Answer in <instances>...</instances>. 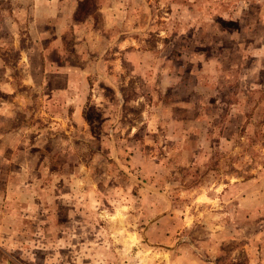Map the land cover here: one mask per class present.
<instances>
[{
	"label": "rangeland",
	"instance_id": "374dc122",
	"mask_svg": "<svg viewBox=\"0 0 264 264\" xmlns=\"http://www.w3.org/2000/svg\"><path fill=\"white\" fill-rule=\"evenodd\" d=\"M8 1L0 99L13 84L18 119L49 128L16 156L28 167L1 141L0 256L264 264V0H86L65 31ZM57 48L89 73L77 128L47 116Z\"/></svg>",
	"mask_w": 264,
	"mask_h": 264
},
{
	"label": "crops",
	"instance_id": "0c3cea01",
	"mask_svg": "<svg viewBox=\"0 0 264 264\" xmlns=\"http://www.w3.org/2000/svg\"><path fill=\"white\" fill-rule=\"evenodd\" d=\"M83 1L86 0H10L6 3H8V7L11 10L12 3L17 2L14 6L21 8L23 6L24 9H30V21L39 23L40 25L43 24H51L54 23L60 28H62L64 31L67 29L71 24L75 25L77 23H80L84 20H79L77 14L80 12V9L82 8ZM1 2V0H0ZM20 2L19 5H17ZM102 2V1H101ZM40 14V17H38L36 14ZM10 14V12H9ZM14 15L11 13L9 18V24L16 23L17 19L16 17H13ZM5 19V17H3ZM27 23L26 21H24ZM32 22H28V24H31ZM31 28V27H30ZM12 32V31H10ZM30 32V30H28ZM32 32V31H31ZM38 31L33 34L32 38L34 39H41L44 38V35H38ZM60 37V36H59ZM50 47L46 48V51H50L53 48V44L49 43ZM42 48H37L32 52L33 56H40L41 55ZM28 50L20 49L18 52V56H20V62L23 63L26 59H23V56H26L27 59H29L30 54H27ZM1 55V54H0ZM37 57V58H38ZM57 57L58 60H56L53 65L56 67L52 70L50 67V63L47 64V61H44L45 64L42 62V71L45 69H49L50 74L52 77H50L51 83H47L44 86L46 87V91L55 97L57 100L61 102L62 110L56 109V110H48V115L50 120L51 119H65L67 118L70 122H67V124H70L72 127L77 128L80 127V125H83L86 120L84 119L85 116V109L84 104L87 100V95L90 94L88 87L89 84L87 83V79L84 75L89 74L88 71L81 69H76L74 66L70 65L68 63V58L66 57L64 51L62 49L57 48ZM42 60V59H41ZM27 61V60H26ZM13 62H4L2 61L0 57V72L2 71V65L4 64V67H11ZM15 62V65L16 66ZM44 64V65H43ZM48 65V66H47ZM46 66V68H45ZM52 70V71H51ZM81 72V73H78ZM29 72L31 75L29 76L30 80L33 78V70L30 69ZM64 83V84H59ZM9 86V90L11 88V83H7ZM5 85V84H4ZM1 87V84H0ZM72 88H77L75 93L77 94L76 97H74ZM12 90L10 91L11 94L9 95L7 100L2 101L0 99V146L1 141L9 142L7 147H10L9 149H5L6 151H9L10 154L14 158L12 159V162L19 168L28 167L29 163L24 161L17 160L16 157L21 152H27L31 145H33L32 140L36 136H39L38 133L41 130H44L47 132V129L49 128V125L39 122V125L34 126L29 121L24 122L23 119L19 120L15 108L17 107L16 104V91L14 88V85L12 84ZM84 94H87L86 96ZM71 95V96H70ZM70 96V97H69ZM75 98V99H74ZM71 102H77L76 105H74ZM3 105V106H2ZM67 106V107H63ZM64 108H66V111L64 112ZM51 112V113H50ZM49 120V123H50ZM23 123V124H22ZM43 132V131H41ZM13 143V144H11ZM45 144L41 145V149L43 150V146ZM5 150L2 152H5ZM49 150L50 149H45ZM15 180V179H13ZM19 182V180H18ZM2 222V216H1V202H0V223ZM1 227V224H0ZM33 259L31 258H25L23 256L21 257H15V258H8V257H1L0 256V264H33Z\"/></svg>",
	"mask_w": 264,
	"mask_h": 264
}]
</instances>
